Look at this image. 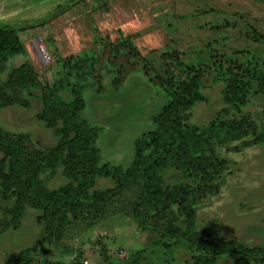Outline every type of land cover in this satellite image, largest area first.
I'll return each mask as SVG.
<instances>
[{
	"label": "rangeland",
	"instance_id": "1",
	"mask_svg": "<svg viewBox=\"0 0 264 264\" xmlns=\"http://www.w3.org/2000/svg\"><path fill=\"white\" fill-rule=\"evenodd\" d=\"M68 1L0 0V24L39 20ZM125 38L135 52L122 45ZM19 39L25 55L0 66V133L40 153L34 158L45 188L70 190L79 182L56 158V131L77 92L100 164L129 167L135 145L159 133L157 119L204 133L197 149L176 155L179 168L162 173L164 186L184 188L195 236L264 247V0H78ZM237 124L239 132L226 134ZM191 158L222 167L211 181V170L181 173ZM4 166L0 152V176ZM112 186L95 178L89 192ZM139 193L121 192L99 208L101 219L69 218L53 240L45 238L40 212L0 181V264H14L25 250L31 264H194L199 253L184 241L137 227L131 208ZM157 211L141 209L147 223L166 229L171 215L150 216ZM171 213L178 215L176 206Z\"/></svg>",
	"mask_w": 264,
	"mask_h": 264
},
{
	"label": "trees",
	"instance_id": "2",
	"mask_svg": "<svg viewBox=\"0 0 264 264\" xmlns=\"http://www.w3.org/2000/svg\"><path fill=\"white\" fill-rule=\"evenodd\" d=\"M78 0H70L56 8L45 17L18 24H0V66L8 63L15 57L25 55V49L20 42L19 33L43 27L51 20L65 14ZM256 34V33H255ZM122 45L135 52L127 38L122 40ZM187 86L184 85L183 89ZM182 93H184L182 91ZM187 93V90H185ZM189 96V95H187ZM178 102L185 104L181 95L176 96ZM192 102H188L190 104ZM177 106L175 102L169 105L170 109ZM82 102L77 92L73 93L72 109L63 113L56 136L60 143L57 146L59 163L64 172L79 182L70 190L49 191L39 179V165L35 156L40 153H30L23 143L16 138H9L0 133V152L4 154L5 166L1 172L0 181L5 192L14 196L18 201L28 203L32 208L40 212L39 221L44 225L45 238L60 240L63 236L62 229L70 224L69 218L74 221L87 220L91 214L100 213L94 220L101 219V206L106 207L108 202L119 196L126 189L137 187L140 193L132 204L131 218L138 228L147 229L162 234L170 239L182 240L199 253L194 264H218L221 256L237 255L233 264H262L264 262V247L246 248L234 242L228 244H216L206 241L200 236H195L191 231L192 218L195 212L189 200L184 196V188L179 184L164 186L162 173L170 167L179 168L176 155L190 154L197 149L204 133L198 131H179L173 126L162 127L161 120L157 119L160 131L152 135L144 143L135 145L134 157L127 168L100 164L97 147L92 140V134L88 132L81 120L80 112ZM243 128L237 124L226 131V134L239 132ZM147 152V153H146ZM186 155H184L185 157ZM181 160V159H180ZM208 161L209 164L205 163ZM191 158L184 160L183 173L189 169L195 177L204 171L211 170L208 180L217 170L219 164H214L206 159ZM186 176V174H182ZM95 178H106L112 183V188L105 192H89L90 183ZM3 197H5L3 195ZM176 206L178 215L171 213V207ZM142 208H158L157 212L150 216L171 215L166 229L158 228L146 222L147 215L141 213ZM30 251L25 250L15 258L14 264H31Z\"/></svg>",
	"mask_w": 264,
	"mask_h": 264
}]
</instances>
